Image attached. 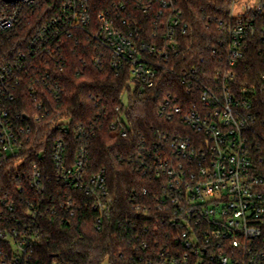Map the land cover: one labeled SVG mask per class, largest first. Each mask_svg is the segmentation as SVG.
Segmentation results:
<instances>
[{"label":"built area","instance_id":"obj_1","mask_svg":"<svg viewBox=\"0 0 264 264\" xmlns=\"http://www.w3.org/2000/svg\"><path fill=\"white\" fill-rule=\"evenodd\" d=\"M50 1L0 0V170L14 162L21 171L16 186L26 193L0 200V264H41L43 224L65 223L82 208L65 188L93 199L99 229L113 204L103 173L87 174L84 141L78 156L70 155L64 137L84 140V129L48 108L65 92L59 50L79 35L96 50L95 68L128 78L111 123L123 138L135 133L124 113L130 98L159 89L164 77L180 80L158 105L157 117L171 130L156 131L135 160L137 172L155 184L134 199L137 219L129 222L137 235L126 264H264V73L241 68L252 49L264 57V0L240 11L239 0H228L211 74L208 66L177 71L183 37L192 32L184 0H115L98 15L89 0H59L52 18L6 50V40ZM27 95L36 110L31 117L17 109ZM41 121L63 137L54 141L50 173L42 156L25 168L32 125Z\"/></svg>","mask_w":264,"mask_h":264},{"label":"trees","instance_id":"obj_2","mask_svg":"<svg viewBox=\"0 0 264 264\" xmlns=\"http://www.w3.org/2000/svg\"><path fill=\"white\" fill-rule=\"evenodd\" d=\"M57 1H50L45 8L34 13L31 21L6 40L5 49L11 51L22 45L30 34L52 18L56 14ZM89 1L93 14L98 15L109 11L115 0ZM228 7V0H184L192 32L183 37L181 53L177 58L179 73L192 66H208L212 73L217 60L213 50L218 41L225 38L219 26L227 19ZM59 53L66 59L64 73L59 76L65 92L61 102H53L48 108L51 111L62 110L65 116L72 118L74 126L84 129V140L74 135L64 137L69 144L70 155L73 158L78 156L80 143L84 141L87 174L103 173L113 204L104 211L103 224L99 229L96 220L100 214L90 208L93 199L65 188V194L79 199L81 211L65 223L43 224L44 238L37 248L36 257L41 264H105L106 261L108 264H126V258L133 253L137 235L129 222L137 219L134 199L141 201L142 191L155 184L150 176L137 172L135 160L144 141H156L155 132L158 130H171L169 124L157 117L158 105L173 87L179 88L180 80L174 76L164 77L159 89L130 98L124 113L135 133L123 138L111 129V123L116 118V108L121 105L128 78L117 76L109 67L95 68L92 58L96 50L83 35L69 41ZM241 68L243 74L260 75L264 73V57L258 50L252 49ZM17 109L27 112L30 117L36 113L28 95ZM32 127V151L25 168L27 170L42 156L49 164L50 173L54 141L63 137L54 132L47 121L34 123ZM20 172L14 162L7 163L0 170V200L10 196L12 200L19 201L26 194L16 186ZM137 225L143 224L137 222Z\"/></svg>","mask_w":264,"mask_h":264},{"label":"rangeland","instance_id":"obj_3","mask_svg":"<svg viewBox=\"0 0 264 264\" xmlns=\"http://www.w3.org/2000/svg\"><path fill=\"white\" fill-rule=\"evenodd\" d=\"M260 2H262V0H239L236 3V9L237 11H240L241 8L245 5H251L253 7H255L256 5H258ZM54 264H58V262H55ZM105 264H108V261H106Z\"/></svg>","mask_w":264,"mask_h":264},{"label":"water","instance_id":"obj_4","mask_svg":"<svg viewBox=\"0 0 264 264\" xmlns=\"http://www.w3.org/2000/svg\"><path fill=\"white\" fill-rule=\"evenodd\" d=\"M2 1L7 2V3H11V2L19 1V0H2Z\"/></svg>","mask_w":264,"mask_h":264}]
</instances>
